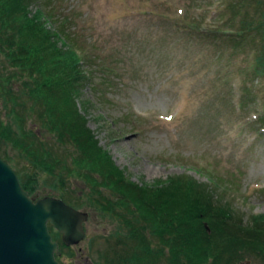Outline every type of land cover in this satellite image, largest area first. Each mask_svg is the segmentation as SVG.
<instances>
[{
    "label": "rangeland",
    "instance_id": "1",
    "mask_svg": "<svg viewBox=\"0 0 264 264\" xmlns=\"http://www.w3.org/2000/svg\"><path fill=\"white\" fill-rule=\"evenodd\" d=\"M256 1L38 0L28 11L40 7L53 14L57 29L62 15L70 17L64 29L75 40L70 43L79 56L76 68L89 78L75 103L98 147L129 183L155 185L186 176L211 186L216 198L249 224L264 215V132L258 131L264 127L259 121L264 115V75L253 68L260 38L241 34L228 40L221 33L215 41L187 38L173 33L172 23L181 26L176 14L182 9L186 22H202L212 33L227 28L237 32L245 13L254 24L260 19L264 4ZM143 10L172 17L169 22L140 18ZM3 116L0 111L1 120ZM13 127L4 131L7 141L0 143V156L18 178L29 175L31 197H65L87 212L85 238L63 250L61 264H103L123 234L121 219L105 211L109 207L101 210L97 201L83 204L89 191L83 167L73 176L55 179L36 171ZM101 193L115 198L107 189ZM237 264L264 261L248 256Z\"/></svg>",
    "mask_w": 264,
    "mask_h": 264
},
{
    "label": "trees",
    "instance_id": "2",
    "mask_svg": "<svg viewBox=\"0 0 264 264\" xmlns=\"http://www.w3.org/2000/svg\"><path fill=\"white\" fill-rule=\"evenodd\" d=\"M37 1L0 0V111L5 117H0V143L7 141L4 131L12 132L10 126H15L22 152L36 171L55 179L56 175L73 176L81 167L87 170L83 180L89 191L83 204L94 200L103 207L101 210L109 207L105 211L114 212L124 230L113 244L111 258L108 254L103 264H237L248 256L264 261V215L254 216L245 224L230 205L216 198L211 186L198 185L186 176L171 183L139 185L129 183L115 169L108 152L98 147L86 128L87 121L75 103L80 86L89 78L81 67L76 68L79 56L70 43L75 40L64 29L70 17L62 15V26L57 29L53 14L40 7L35 13L28 11ZM255 4L263 5L264 0ZM259 10L260 19L255 24L245 13L244 20L239 21L241 28L237 32L227 28L223 36L231 40L241 38L240 34L258 35L260 48L253 68L264 75V7ZM145 11L140 18L170 20L168 13ZM177 21L183 32L198 33L199 23L186 22L182 16ZM48 26L54 31L46 30ZM212 31L207 30L211 38L205 40H218L217 34L223 32ZM198 35L207 38L205 32ZM59 43L62 46H57ZM29 119L32 128L27 127ZM260 123L264 124V116ZM36 173L31 180L34 184ZM28 179L24 173L19 183L32 196ZM102 189L115 198L101 193ZM49 230L60 245L59 234ZM106 242L111 250L109 240ZM99 255L102 258L105 254ZM57 260L61 264L60 258Z\"/></svg>",
    "mask_w": 264,
    "mask_h": 264
},
{
    "label": "water",
    "instance_id": "3",
    "mask_svg": "<svg viewBox=\"0 0 264 264\" xmlns=\"http://www.w3.org/2000/svg\"><path fill=\"white\" fill-rule=\"evenodd\" d=\"M18 182L0 159V264H58V244L47 225L65 246H74L85 236L87 213L51 196L32 200Z\"/></svg>",
    "mask_w": 264,
    "mask_h": 264
}]
</instances>
